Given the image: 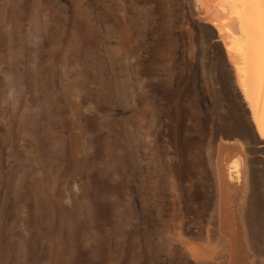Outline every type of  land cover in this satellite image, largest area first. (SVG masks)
Here are the masks:
<instances>
[{"label":"rangeland","instance_id":"obj_1","mask_svg":"<svg viewBox=\"0 0 264 264\" xmlns=\"http://www.w3.org/2000/svg\"><path fill=\"white\" fill-rule=\"evenodd\" d=\"M144 3L0 0V264H193L174 242L188 57L156 69Z\"/></svg>","mask_w":264,"mask_h":264},{"label":"bare ground","instance_id":"obj_2","mask_svg":"<svg viewBox=\"0 0 264 264\" xmlns=\"http://www.w3.org/2000/svg\"><path fill=\"white\" fill-rule=\"evenodd\" d=\"M144 1L137 26L151 23L164 34L155 42L156 69L170 80L177 48L188 57L174 92L178 115L192 119L196 132L188 184L183 172L177 184L180 258L264 264V0Z\"/></svg>","mask_w":264,"mask_h":264}]
</instances>
